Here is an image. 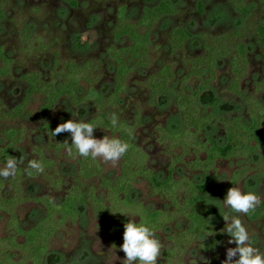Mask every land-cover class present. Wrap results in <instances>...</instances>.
<instances>
[{
  "label": "trees",
  "instance_id": "trees-1",
  "mask_svg": "<svg viewBox=\"0 0 264 264\" xmlns=\"http://www.w3.org/2000/svg\"><path fill=\"white\" fill-rule=\"evenodd\" d=\"M229 2L237 15H250L249 0ZM260 3L264 7V0H260ZM73 5L77 6L75 2ZM7 8L5 1L0 0V23L7 19ZM197 9L201 15L205 14V0H197ZM178 13L171 0H161L156 6L146 7L143 16L136 22L129 21L125 6L118 10L112 32L113 39H128L130 44L124 48L111 45L106 50L107 60L114 66L115 75L113 92L105 97L98 89L104 77V63L101 60H89L80 65L71 59H62L60 52L46 42V39L32 32L30 19H23L21 14L19 15L15 24L22 44L19 51L20 60L10 59L4 49L0 48V77L11 76L14 63L22 62L21 59H29L36 54L50 53L54 68L47 79L35 68L24 72L21 79L28 85L25 98L13 108H9L0 99V122L12 123L22 119L35 96L44 99L41 110L45 114L50 113L62 99H68L73 106L95 105L97 115L89 121L96 127L94 137L98 131L103 130L109 133L110 138L116 137L127 143L128 150L120 158L119 175L113 180L105 179L104 168L100 162L91 157H81L75 149L70 153L68 147L72 143L71 133L53 135L52 131H55L59 124L48 121L43 127L48 143L45 147L35 146L33 151L36 157L29 160L41 163L44 171L28 169V161L25 166H18L14 177L7 180L0 178V211L9 217L10 229L8 236L0 239V264H17L14 261L15 250L22 255L21 264H45L51 251L52 239L67 223L75 224L80 221L86 209H90L94 218L101 223V232L111 237V244L121 246L124 242V225L132 221L124 212L131 208H135L138 214V220L135 222L150 226L156 236L179 221L189 224L188 228L172 232L166 237L169 244L163 253L162 264H183V255L196 243L197 248H193L191 252L197 250L201 255L210 254V264H217L218 256L214 253L222 246L224 236L213 222L214 212L202 209L211 205V200L216 195L225 198V191L235 187L248 173L247 168L235 170L225 187L220 182L217 165L222 162L231 165L251 162L264 155V103L258 98L264 95V82L257 83L254 94L245 98L244 81L250 69L248 51L241 43L245 33L238 30L216 35L201 34L203 53L200 56H190L186 50L194 36L181 25L172 29L169 38L171 52L182 55V64L188 68V73L179 81L175 97L182 128H157L160 144L167 146L169 153L180 151L179 155L171 159L166 179H161L146 165L147 154L135 144L134 127L114 112L121 96L127 91L131 73L135 69L152 67L153 45L150 32L164 18ZM248 31L256 38L264 56V24L250 23ZM226 60L230 62L231 74L226 91L238 99L245 98L248 122L237 115L220 118L222 112L232 111L233 108L221 102L214 94H210ZM176 67L175 61L165 63L144 82V87L150 93L151 103L156 104L161 100L163 105L167 104V96L173 93L178 78ZM192 82L195 83L194 86H190ZM83 84H86L88 89L81 95ZM113 115L117 119L115 127L109 120ZM217 121L224 134L222 143L207 133ZM25 139L24 128L3 127L0 130V167L6 159L15 157ZM47 150L51 151V157L47 156ZM62 155L77 166L74 182L59 202L48 196L35 198L34 200L45 209V216L35 227L24 230L17 209L24 201L31 199L27 195L25 184L41 178L49 185L60 188L64 183L58 165ZM182 168L187 173L200 175L201 181H195L187 174H182L177 179L178 172L184 170ZM29 171L31 175L28 174ZM97 180L99 184L94 185ZM138 180L146 181L151 194L164 198L172 208L171 211H150L138 203L133 196ZM246 217L251 222L264 219V205L251 210ZM5 244L8 248L1 249Z\"/></svg>",
  "mask_w": 264,
  "mask_h": 264
},
{
  "label": "rangeland",
  "instance_id": "rangeland-1",
  "mask_svg": "<svg viewBox=\"0 0 264 264\" xmlns=\"http://www.w3.org/2000/svg\"><path fill=\"white\" fill-rule=\"evenodd\" d=\"M7 4V19L0 23V48L12 60H20L19 51L22 46L18 34V28L15 24L20 17L30 19L29 26L33 33L40 35L46 42L60 52L62 59H71L82 65L89 60H101L103 65V81L99 85V91L105 96L113 92V83L115 68L107 60V48L114 45L124 48L130 44L128 39L115 41L112 36L114 25L117 21L118 10L125 6L127 8V17L129 21L136 22L143 16V10L146 7L156 6L161 0H4ZM178 9V15L164 18L150 32L152 41V67L149 69H135L128 78L127 91L121 96V101L114 109L115 114L125 119L129 125L134 127L135 144L147 154L146 165L153 170L161 179H166L171 159L179 155L180 151L169 153L167 146L160 144L157 128L163 126L169 130L182 128L180 116L177 111L175 97L178 93L179 81L188 73V68L182 64L181 54H172L169 38L171 31L176 26L187 28L194 36L193 40L187 46V53L190 56H200L203 53V41L201 34L216 35L229 31H243L245 38L241 42L248 51L250 69L248 76L244 81L245 98L252 96L256 84L264 82V56L260 50L258 42L254 35L248 31V26L253 22L264 24V7L260 0H249L251 13L248 17L237 15L230 5L229 0H205L206 12L201 15L197 9V0H171ZM73 2L77 4L75 7ZM20 20H22L20 18ZM14 63L11 76L0 77V99L9 108L19 105L25 98L27 83L21 77L29 69L40 70L44 77L49 78L51 70L54 68L53 57L50 53L36 54L29 59H21ZM177 62V82L174 85L173 93L167 96V104L163 105L161 100L156 104L151 103L150 93L144 87V82L157 72L165 63ZM2 63L0 61V67ZM231 81L230 62L224 61L219 71V78L214 83L210 94L220 98L221 102L230 105L233 109L229 112H222L220 118L231 117L234 115L242 117L246 122L249 121L245 113L244 99H238L226 90ZM194 82L190 86H194ZM88 89L83 84L80 94L84 95ZM211 94V95H212ZM264 103V95L258 97ZM44 99L41 96L32 98L25 116L15 122H0V130L8 127L24 128L26 139L16 151V158L24 155L25 166L30 159L36 157L34 147H45L48 143V137L43 131L44 125L48 121L62 124L71 119L90 121L97 115L95 105L73 106L68 99H62L56 107L48 114L41 110ZM264 129V127H263ZM213 135L219 143L224 141V134L217 121L212 130L207 131ZM206 133V134H207ZM105 136L110 138L109 133L100 130L95 134V138L103 139ZM47 156L52 155L47 150ZM104 168L103 177L113 180L120 173V159L112 162H105L102 158L97 159ZM60 171L64 178V183L60 188H55L43 179L38 178L34 182L25 184L27 195L30 200L24 201L18 206L17 214L21 226L24 230H30L35 227L45 216V209L35 198L48 196L56 202L64 197L74 179L77 176L76 164L61 156L58 162ZM247 168L248 173L245 179H242L235 186L242 191L255 192L261 201H264V155L253 159L251 162L236 163L234 165L228 162H222L217 165L220 182L227 186L237 169ZM184 169V168H182ZM182 174H187L195 181H201L200 175L190 174L181 170L176 176L180 178ZM10 178V177H9ZM8 178V179H9ZM7 180V179H6ZM28 182V181H27ZM99 184L95 181L94 185ZM134 199L147 207L150 211L166 210L171 211V207L162 197L153 196L150 186L146 181L138 180L135 185ZM11 190V189H10ZM229 190V189H228ZM227 191L225 194L227 195ZM220 200V201H219ZM224 198L216 195L211 200V205L204 206L202 210L207 209L214 212L213 222L218 231L224 236L223 244L215 251L218 256L217 264H223L226 259V253L229 248L236 247L235 244H229L230 237L223 231L226 227V221L222 213L227 211L222 201ZM218 204L219 207L213 205ZM264 203L256 208H260ZM124 208L123 211L124 212ZM128 219L138 220V214L135 208L124 212ZM229 216L238 215L242 224L248 230L253 246L264 252V219L251 222L246 214L228 213ZM131 215V216H128ZM189 224L185 221H179L178 224L170 226L167 231L157 234L156 238L161 241L162 255L158 264L163 263V253L168 246L166 237L170 233L188 228ZM101 223L94 218L90 209H86L80 221L77 223H67L51 241V251L45 264H122L125 253L119 251L120 246L112 245L111 237L102 234ZM10 233L9 217L0 211V239H4ZM198 243L185 252L183 255V264H192ZM7 244L2 245L1 249H7ZM199 256L205 257L209 261L210 254ZM14 261L21 264L22 255L19 251H13ZM213 254V253H212ZM120 257V259H119ZM28 264V263H27ZM201 264L203 262L201 261Z\"/></svg>",
  "mask_w": 264,
  "mask_h": 264
},
{
  "label": "clouds",
  "instance_id": "clouds-1",
  "mask_svg": "<svg viewBox=\"0 0 264 264\" xmlns=\"http://www.w3.org/2000/svg\"><path fill=\"white\" fill-rule=\"evenodd\" d=\"M109 120L113 127L117 125L115 115L110 116ZM95 129L96 127L92 123L74 118L60 124L52 133L55 136L63 132L71 133L72 143L68 147V151L71 153L75 149L81 157L102 158L105 162H115L127 152V143L116 137L105 136L103 139H97L94 137ZM24 159L23 154L19 158L6 159L3 166L0 167V178L6 180L9 177H14L18 166L24 163ZM28 169L36 172L44 171L43 165L36 160L28 162ZM28 174L31 175V171ZM222 203L227 209L223 213L218 204L213 205L220 208L226 221L223 231L230 237L229 244L236 245V247L227 250L223 264H264V252L253 246L250 234L239 216H229L228 214L229 212L248 214L264 201H261L255 192L242 191L232 187L228 190ZM124 229V242L119 247V251L125 253L121 261L122 264H158L162 255V244L156 238L155 231L145 223H136L134 220L125 223ZM201 261L203 264H210L205 257L195 253L192 264H201Z\"/></svg>",
  "mask_w": 264,
  "mask_h": 264
}]
</instances>
